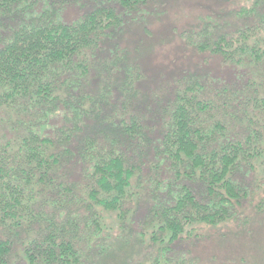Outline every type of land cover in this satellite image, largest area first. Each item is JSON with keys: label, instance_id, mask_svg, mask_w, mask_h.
I'll list each match as a JSON object with an SVG mask.
<instances>
[{"label": "trees", "instance_id": "obj_1", "mask_svg": "<svg viewBox=\"0 0 264 264\" xmlns=\"http://www.w3.org/2000/svg\"><path fill=\"white\" fill-rule=\"evenodd\" d=\"M164 1L0 0V105L15 133L0 141V264L16 242L32 264H85V247L103 239L100 209L126 226L146 198L145 224L158 241L239 215L264 162V80L247 78L236 92L178 77L158 98L153 129L131 109L142 75L119 41L162 17ZM261 1L243 10L253 26L225 36L206 23L195 47L242 68L264 62V36L251 44L249 32L264 29ZM70 8L79 15L68 19ZM74 161L78 183L68 172ZM97 251L105 255L106 245Z\"/></svg>", "mask_w": 264, "mask_h": 264}, {"label": "rangeland", "instance_id": "obj_2", "mask_svg": "<svg viewBox=\"0 0 264 264\" xmlns=\"http://www.w3.org/2000/svg\"><path fill=\"white\" fill-rule=\"evenodd\" d=\"M253 6H256L255 0H165L158 6L166 12L162 17L151 19L143 26L132 25L119 41L125 54L129 50L130 56L136 58L132 65L142 75L131 109L148 115L154 129L155 116L162 113L158 98L168 95L169 85L178 77L182 80L190 74L199 75L217 80L219 88L234 86L236 92L247 78L264 80V62L242 68L221 55L195 47V42L201 41L199 32L206 23L211 24V32L225 36L237 34L246 25L253 26L252 20L255 23L256 19L243 11ZM258 10L261 14L257 16L264 20V0ZM79 13L78 9L70 8L66 17L73 19ZM249 32L251 44L257 37L264 36L263 28L259 33ZM93 91L100 92L96 84ZM13 119L0 105V141L15 135ZM153 133L157 138V132ZM256 170L250 179H255L257 186L251 187L250 196L243 202L236 219L218 226L197 225L193 235H184L175 243H171L168 236H164L163 241L151 238L153 225L145 224L151 207L147 198L138 200L136 213L126 226L118 224L116 212L100 209L105 226L98 246L106 245L107 252L98 254L97 245L85 247V264H165L166 259L186 264H264V212L258 208L264 200V162L257 163ZM68 172L72 182L83 179L82 167L76 161L69 165ZM167 249L169 254H166ZM8 264H32L22 252L21 242H16Z\"/></svg>", "mask_w": 264, "mask_h": 264}]
</instances>
